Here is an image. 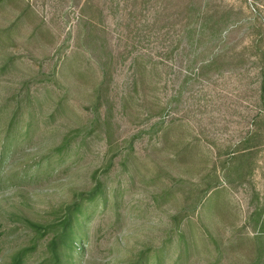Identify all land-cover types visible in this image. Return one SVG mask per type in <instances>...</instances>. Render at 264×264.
I'll use <instances>...</instances> for the list:
<instances>
[{"label": "rangeland", "instance_id": "rangeland-1", "mask_svg": "<svg viewBox=\"0 0 264 264\" xmlns=\"http://www.w3.org/2000/svg\"><path fill=\"white\" fill-rule=\"evenodd\" d=\"M263 92L264 0H0V264L97 183L76 264H264Z\"/></svg>", "mask_w": 264, "mask_h": 264}, {"label": "trees", "instance_id": "trees-1", "mask_svg": "<svg viewBox=\"0 0 264 264\" xmlns=\"http://www.w3.org/2000/svg\"><path fill=\"white\" fill-rule=\"evenodd\" d=\"M200 14L199 21L196 22L195 28L198 36L218 37L223 34L225 27V20L218 12L203 9L201 6L198 8ZM262 100L264 104V92L262 93ZM264 117V116H263ZM68 135H64L61 146L53 149L52 152L61 154L63 151V145H66V139ZM249 148V147H247ZM243 150L242 157L239 160L245 161L250 153ZM229 167H233L236 164L237 158L234 155L229 156L227 159ZM228 168V167H227ZM211 187L215 186H209ZM102 199L105 201L103 194L102 184L97 183L92 191L86 194H81L80 197L73 201L71 204H67L65 208L59 210V218L48 226H45L44 232L50 233L45 244V255L36 264H76L74 262L76 246L78 241L83 236L82 230L84 226V220L90 215V211L95 207L98 201ZM94 211V209H93ZM26 250H20L11 258L9 264H23ZM159 256V254H158ZM161 259H157V263L160 264ZM142 264H147L146 261Z\"/></svg>", "mask_w": 264, "mask_h": 264}]
</instances>
